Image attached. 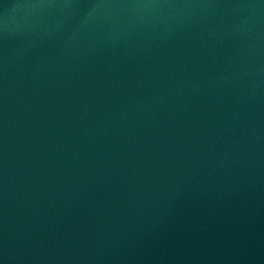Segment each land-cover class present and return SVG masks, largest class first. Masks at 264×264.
<instances>
[{
	"label": "water",
	"instance_id": "95a60500",
	"mask_svg": "<svg viewBox=\"0 0 264 264\" xmlns=\"http://www.w3.org/2000/svg\"><path fill=\"white\" fill-rule=\"evenodd\" d=\"M0 264H264V0H0Z\"/></svg>",
	"mask_w": 264,
	"mask_h": 264
}]
</instances>
